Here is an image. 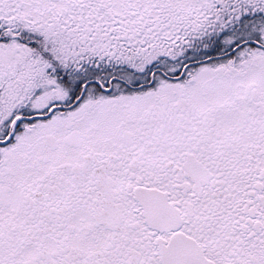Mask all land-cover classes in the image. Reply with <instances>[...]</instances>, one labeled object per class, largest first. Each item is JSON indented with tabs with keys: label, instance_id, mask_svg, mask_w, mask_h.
Instances as JSON below:
<instances>
[{
	"label": "snow or ice",
	"instance_id": "obj_1",
	"mask_svg": "<svg viewBox=\"0 0 264 264\" xmlns=\"http://www.w3.org/2000/svg\"><path fill=\"white\" fill-rule=\"evenodd\" d=\"M0 264H264V0H0Z\"/></svg>",
	"mask_w": 264,
	"mask_h": 264
}]
</instances>
